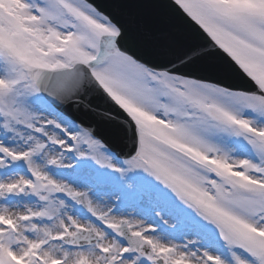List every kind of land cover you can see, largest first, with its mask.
Here are the masks:
<instances>
[{
    "label": "snow or ice",
    "instance_id": "snow-or-ice-1",
    "mask_svg": "<svg viewBox=\"0 0 264 264\" xmlns=\"http://www.w3.org/2000/svg\"><path fill=\"white\" fill-rule=\"evenodd\" d=\"M0 264H264V0H0Z\"/></svg>",
    "mask_w": 264,
    "mask_h": 264
}]
</instances>
